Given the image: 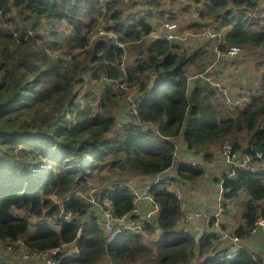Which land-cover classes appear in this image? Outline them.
Segmentation results:
<instances>
[{
    "label": "trees",
    "instance_id": "trees-1",
    "mask_svg": "<svg viewBox=\"0 0 264 264\" xmlns=\"http://www.w3.org/2000/svg\"><path fill=\"white\" fill-rule=\"evenodd\" d=\"M140 2L0 0L1 248H9L20 264H44L22 261L25 250L62 247L58 264H100L106 258L109 264H189L191 260L194 264H264V238L256 251L248 241L258 218H264V156L257 158L250 151L252 168H237L235 177L224 174L221 182L225 213L236 217L241 212L242 218L234 230L226 224L223 229L243 239L241 246L230 240L223 244L212 226L197 239L201 227L183 225L184 211L173 184L196 182L205 173L202 165L179 166L172 183L151 186L160 208L154 222L134 213L136 203L127 185L111 188L109 183L116 179L102 176L103 171L119 169V179H126L127 173L155 177L172 167L177 143L185 149L180 150L183 156L198 160H214L226 139L238 151L264 146V99L259 100L263 95L223 117L215 86L197 75L210 62L212 40L203 38L206 45L187 51L182 39L155 37L165 22L160 19L166 14L160 9L161 0ZM259 2L205 0L206 9L195 27L202 30L215 24L211 27L222 32L224 52L232 46H240V54L264 49V15L246 12L258 10ZM63 22L73 29L65 43L60 42ZM100 26L113 32L124 47L109 34L94 37ZM189 30L179 27L178 38ZM127 55L133 56L128 67ZM193 67L197 74L192 77ZM153 73L158 76L154 85ZM262 75L264 80V71ZM102 76L126 82L127 91L140 87L138 117L145 124L130 121L136 115L126 90L112 89L101 81ZM86 78L97 83V96L83 103L79 96ZM118 122L123 125L115 131ZM151 123L159 126L160 134L150 129ZM98 187L97 204L80 194ZM242 190L248 199L239 209L232 200ZM53 195L61 198L64 210L72 214L70 219L60 216ZM105 200L117 216L133 214L140 227L126 228L109 241L97 222ZM147 234L153 244L146 242ZM71 244L77 248L68 252Z\"/></svg>",
    "mask_w": 264,
    "mask_h": 264
},
{
    "label": "built area",
    "instance_id": "built-area-1",
    "mask_svg": "<svg viewBox=\"0 0 264 264\" xmlns=\"http://www.w3.org/2000/svg\"><path fill=\"white\" fill-rule=\"evenodd\" d=\"M162 30L161 32H158L157 34H155V37H166L171 41H174L175 39H185V37H180L177 35L176 30L179 28L178 24H176L175 22H170L167 21L163 24V26L161 27ZM101 34H109L110 36H112L114 38V42L115 44L124 47V43H122L117 37L116 35H114L113 32L107 31L104 27L100 26L97 29V33L94 34V37H97ZM202 34L203 36H205L206 38L212 40L215 51L217 52L218 58L223 57L226 59V61L228 59H232L235 58L236 56H238L241 51L242 48L240 46H232L227 52H224L221 50L220 48V44L223 40V35L221 31H218L217 29H214L213 27H209L206 26L204 28H202L201 32L195 35H200ZM108 35V36H109ZM198 76H201L203 78L208 79L209 82H211L213 84V86H215V88L217 89V92L221 94L223 101L225 103V106L228 107L230 110H238L243 108L247 103L251 102L255 97H259L262 85L264 83L263 77L258 78L256 81H254L252 84L248 85V86H236L234 83H232V86H236V87H231V86H226L224 85L221 81L222 79H216V74L212 73L211 77H209L208 75L205 76V72L197 74ZM205 76V77H204ZM101 81L104 82V84L109 85L112 87V89L114 90H118V89H125L126 90V82H122L118 79H112L110 77L107 76H102ZM126 95H127V100L130 103V109L132 110V113L136 116H134L131 119L132 123H137V124H145V121L141 120L138 117V106L141 103V98L143 96V93L140 91V87H134L130 90H126ZM151 128L154 129L156 131V133H160L159 129L157 127H155L153 124L151 125ZM254 146V145H253ZM253 146L250 147V149H245L242 151H238L235 148V145L233 144V141L231 139H226L223 142V145L219 151V157L217 158V160H202V161H185L183 158H181L182 156H180L179 154V143L176 144V149L174 152V160L172 163V167H169L166 171L160 172L158 173L155 177V179L153 180L154 182H152V177H148V186H145L144 188H136L134 186L136 185H132V183L126 182V185L129 187V189L131 190V192L134 195L135 198V203L136 201H148L151 204H153L154 207H152V210H150L145 216H143L142 214V218H148L149 221H154L155 219V214L157 212H159V205L154 203L153 200V195L151 192V186L156 184V183H160L163 181H167L172 183L170 180L173 178H176L177 176V172L176 169L179 166L185 165V164H191V165H202L204 163L206 164H210V165H214V164H222V166H226L229 168V171L225 174L226 176L232 178L235 177V169L237 168H244V169H250L252 168V163H253V156L250 154V151L256 153L257 158H262L264 156V150L261 151H256ZM118 184H123V183H118ZM145 184H147V182L145 181ZM117 184H113L110 185V187H114ZM175 193L177 195V197L180 199L182 207L184 209V212L186 215V219L189 220H195L196 224L194 225H199L203 230L200 231V233H198L197 235V239L200 238L201 234L203 232H205L206 230L201 226V224L203 223L204 219H207V226L208 227L207 230L211 229V226L215 227L217 230L220 231V239L224 242L223 244H225L227 241H232L234 243V245L236 246H241L243 239H241L240 237L231 234L230 238H227V234L225 232H227V230L223 229V225L220 224V222L217 220V217H219V215L223 212V208L222 205H225V199L223 200L222 198V192L224 191L222 188L220 190L221 194L218 197V201H219V206L220 208L218 209V211H210V212H203V211H197V210H187V206L186 204H184V201L182 199V192L180 191V187L178 186L177 182H174L173 184ZM103 188V187H102ZM100 188H93L90 190V194L88 195V193H83L80 192V194L83 197H86L87 199H89V197L87 196H92V194H95V198L96 200L99 199L98 196V192H99ZM95 191V192H94ZM181 197V198H180ZM59 198V197H58ZM53 200V199H52ZM223 200V202H222ZM94 202V201H92ZM53 203H57L60 205V216H65V215H70L72 217L71 213H68L64 210L63 207V201H61L60 203H58L57 201L53 200ZM95 204H97L96 202H94ZM106 204V206H101L102 207V211L99 215H97V222L100 223V225L103 227V229L105 230L106 234H108L109 237V241L113 240V238L122 230L129 228V227H140V225H136L135 224V219H133V214L130 215H123L121 217L117 216L115 214V210L114 207L112 205V203L110 201L105 200L104 202ZM134 213L138 214V206L136 203V207L134 209ZM68 219H70V217H68ZM214 219V223L212 224V220ZM183 223H186L185 221H183ZM259 229H264V218L263 217H259L258 220L255 223V227L252 229L251 234H255ZM81 232V229L80 231ZM150 237V236H149ZM1 244H0V264H20L19 260L16 258L15 254L11 253L9 248L4 247L1 248ZM64 247L62 248H54V249H49V250H36V249H28L23 251L22 253V257L23 256H28V254L31 255V257L33 258H37V260L35 261H42L44 262V264H58L59 259H57V256L59 255V253H61L63 251ZM64 257V256H62ZM63 259H62V263H63Z\"/></svg>",
    "mask_w": 264,
    "mask_h": 264
},
{
    "label": "rangeland",
    "instance_id": "rangeland-1",
    "mask_svg": "<svg viewBox=\"0 0 264 264\" xmlns=\"http://www.w3.org/2000/svg\"><path fill=\"white\" fill-rule=\"evenodd\" d=\"M137 1L139 3H141L140 0H137ZM204 1L205 0H201V2L197 3V2H194V0H161V2H160V5H159L160 9H163L164 13L166 12L165 17L160 18L161 21H163V22L164 21L167 22V20L175 21L176 24L177 23L179 24V27H184L186 29H190L185 34L186 38L183 39L184 40L183 42L187 43V51L188 50L194 51V50L201 47V46L199 47L197 44L194 43V41H198L200 38L199 36L202 35V34L195 35V34L200 33L201 30L197 29L195 27L194 23H196V25H197V22L198 23L201 22L200 16H199L200 12H201V10L206 9L205 6L203 5ZM246 12H247V15H249V16H255V17H257L259 15L263 16L264 15V0H260L258 10H256V11L247 10ZM155 16L157 17V13L155 14ZM161 21H159V22H161ZM209 23H211V22H209ZM212 25L216 26L213 23H212ZM212 25L210 24L208 26L211 27ZM59 28H60L61 32H63L62 37H60V39H61L60 42H64L66 39H68L70 36H72L73 29L66 22L61 23ZM159 32H161V31H159ZM194 32H196V33H194ZM204 49H207V48H204ZM209 49H210L209 51L212 53V57H211L210 62L208 63V65L204 71L205 76L208 75L209 77H211L212 76L211 74L215 73L217 76L216 79L221 78L222 79L221 82L226 86L236 87V86L231 85L235 81V79L237 78V77H235L236 74L234 72V69H236V68L233 65L239 66V65L245 64V70L246 69L250 70V67H249V65H250L257 72H259L260 69L262 71H264V49H256V50H253L251 52L246 51L245 54L243 53V54L236 56L237 58L235 59V61H233V62L231 61L228 63L226 62L225 58H223V57L218 58L217 52L215 50L212 51L210 47H209ZM213 53L215 55H213ZM228 60H230V59H228ZM132 63H133V56L127 55L124 59L125 66L128 67ZM190 70H191L192 77L197 74L194 67L190 68ZM157 80H158V76L156 78V81ZM96 84L97 83L94 80H91L90 78H86L85 84L83 86V90L79 96L80 99H82L83 103H87L88 101L93 100L97 96V93L94 91ZM97 91H99V89H97ZM87 93H88V96L86 97L85 95ZM261 95H263V97H264V90L262 88H261L259 96H261ZM215 97L217 99L216 103L219 105V109H220L221 115L223 117L237 112L236 110H234V111L230 110L228 107L225 106V103L223 101L221 94L218 93L217 91H216ZM262 99H264V98H260L259 100H262ZM122 101H125V99H123ZM91 103H93V106L96 107L97 103H95V102H91ZM122 125H123L122 122H118L117 126L115 127V131H119V129L122 127ZM219 151H220V149L219 150L216 149V154H215L216 158L214 160H217V158L219 157ZM221 166H222V164L219 163L218 168H220ZM228 171H229V168H228ZM118 174H119V169H117L116 171H103L102 172V176L105 179H110V181L111 180L113 181L116 179L114 182H116V181L129 182V183H132V185L134 186V185H136L135 181L139 180L142 185L141 186L136 185L134 187L140 188V189L149 185V184H145V181L148 182V179H149L146 176H132L131 173H127L126 179L125 178L119 179V178H117L119 176ZM138 177L141 179H138ZM223 179H224V174L219 175L218 180H214L213 184L207 183L206 180L205 181L203 180L204 181L203 183L200 181V183H199L200 187L199 188L194 189L191 192L190 191H187V192H188L191 200L196 201V202H200L203 199V195L206 191H208L209 193H214L216 190L219 189V192L217 195L216 205L212 209H210L209 211H206V212H210L213 210L218 211V209L220 208L218 197L221 194L220 188H222V184L220 185V182H222ZM99 180L102 181L101 178ZM114 182H112V183H114ZM109 184H111V183H109ZM180 191L182 192L181 197L184 201V204H186V206H187V210H197L200 212L202 211L199 207H195V206H193L190 209L188 204L191 205L192 203H189L191 201L188 200L187 196H185V193L182 190H180ZM87 193L89 195L91 193L90 190L87 191ZM87 197H89L90 202L94 201L97 203L96 198H95V194H92V196H87ZM222 198L224 200L223 192H222ZM52 199L57 201L58 203H60L62 201L61 198H58L57 196H54V195L52 196ZM244 199H248V194L246 191L242 190L239 193V196L236 197L235 199H233L232 202H234L235 206H237L239 209H242ZM223 200H222V202H223ZM232 202L229 201L228 205L230 206ZM136 203H137L139 211L143 214V216H145L150 210H152V207H154L153 204H151L148 201H138V202L136 201ZM222 208H223V212L219 215V217H217V220L220 222L221 225L226 224L227 226L230 227V229L234 230L235 228H237L239 226V223L242 220V218H240L241 212L238 211L239 213L236 214V217H234L232 215L229 216L228 214L225 213V210L227 209V205H222ZM184 209H185V207L183 208V211H184ZM203 212H205V210ZM183 213H184L183 221L186 222V223H183V225H185V224H190V225L196 224V222H195L196 219L188 221L186 219L187 212H186V214H185V212H183ZM61 217H64L67 219H68V217L71 218V216L69 214L65 215V216H61ZM133 219H135V218L133 217ZM207 219L208 218L204 219L203 223L201 224V226L205 230L208 229V227H205V226H207ZM140 221L142 222V219H140ZM213 228H214V230H217L214 226H213ZM217 231L220 233L219 230H217ZM225 233L227 234V238L231 237L232 233L230 230H227V232H225ZM151 236L152 235H150V237H149V234L146 235V237H147L146 242L153 244ZM255 236H256V234H251L250 239H253ZM242 244H243V242H242ZM70 248L76 250V248H77L76 244H71V246L67 247V250H70ZM31 260L34 261V260H37V258L31 257L30 254H28V256L22 257V261H24L25 263H29ZM194 263L195 262H193L192 260L189 262V264H194ZM100 264H109V262L107 261V258H106Z\"/></svg>",
    "mask_w": 264,
    "mask_h": 264
},
{
    "label": "crops",
    "instance_id": "crops-1",
    "mask_svg": "<svg viewBox=\"0 0 264 264\" xmlns=\"http://www.w3.org/2000/svg\"><path fill=\"white\" fill-rule=\"evenodd\" d=\"M199 40L198 41H194L195 44H197L199 47H203V44L206 45V43H203L206 39L205 36L201 35L199 36ZM207 41L211 42L210 40ZM215 50V48H214ZM230 61H227V63ZM236 69H234L235 72V77H237L235 79V81L233 82L234 84H239V85H245L248 86L250 84H252L254 81H256L258 78H261L263 75V71L259 70V72H257L254 68H252V66L249 65L250 70L246 69L245 70V66H235L233 65ZM181 146V145H180ZM180 150H185L182 147H179V154L180 156H182L181 158H183L185 161H202L198 160L197 158H193L190 155H186L183 156L182 153H180ZM202 166L204 167L205 173L202 176V178L198 179L196 182H191V181H186V180H181L178 182V185L180 187V189L185 193V196H187L188 200L191 201L189 203H192L191 205L188 204L189 208L191 209L193 206L195 207H199L202 211L205 210L209 211L210 209H212L215 205H216V201H217V195L219 192V189L216 190L214 193H209L208 191H206L203 195V199L200 202H196L191 200L189 194L187 191H192L194 189H197L200 187L199 183L200 181L203 183L205 180L207 181V183H211L213 184L214 180H218V176L225 174L228 171V168L226 166H221L220 168H218V164H214L213 166L210 164H202ZM156 177L152 176V182H154L153 180ZM138 179H141L138 177ZM204 180V181H203ZM222 181V180H221ZM137 185V184H136ZM142 184L140 183L137 186H141ZM221 185V182H220ZM221 189V188H220ZM58 197V196H57ZM200 227V226H197ZM203 230L202 228L200 229V231ZM256 236L253 239H249V244L251 245V247L256 251L257 249L260 250L261 245H257L262 243V238H264V229H259L256 233ZM262 248L264 249V247L262 246ZM262 249V250H263Z\"/></svg>",
    "mask_w": 264,
    "mask_h": 264
},
{
    "label": "clouds",
    "instance_id": "clouds-1",
    "mask_svg": "<svg viewBox=\"0 0 264 264\" xmlns=\"http://www.w3.org/2000/svg\"><path fill=\"white\" fill-rule=\"evenodd\" d=\"M132 118H133V116H132ZM131 118V119H132ZM131 119H130V121H131ZM151 125H152V123L150 124V129L156 134V135H158V134H160V133H156V131L154 130V129H152L151 128ZM153 125L155 126V127H157L158 129H160L159 128V126L157 125V124H155V123H153ZM159 132H160V130H159ZM212 161H214V160H212ZM118 183H123V184H125L126 185V182H118ZM118 183H116L117 185H121V184H118ZM114 183H112V184H110V185H113ZM147 184H148V182H147ZM110 185H108V186H110ZM105 187H107V186H105ZM115 187V186H114ZM112 188V187H111ZM135 199V198H134ZM153 199H154V197H153ZM155 203V202H154ZM157 204V203H156ZM159 210H160V208H159ZM159 212H157L156 214H155V218H156V215L158 214ZM138 214L142 217V213L139 211V209H138ZM151 221V220H150ZM154 221H155V219H154ZM154 221H152V222H154ZM192 226H196V225H192ZM198 232H200V230L198 231ZM198 235V234H197ZM197 238V237H196ZM149 244H151V243H149ZM67 250V249H66ZM68 252H73V249L72 248H70V250L68 251ZM76 253H78V251H76Z\"/></svg>",
    "mask_w": 264,
    "mask_h": 264
},
{
    "label": "water",
    "instance_id": "water-1",
    "mask_svg": "<svg viewBox=\"0 0 264 264\" xmlns=\"http://www.w3.org/2000/svg\"><path fill=\"white\" fill-rule=\"evenodd\" d=\"M156 78H157L156 73H153V74L151 75V81H150L152 85L156 84ZM253 148H254L256 151L264 150V146H262V145H254Z\"/></svg>",
    "mask_w": 264,
    "mask_h": 264
}]
</instances>
